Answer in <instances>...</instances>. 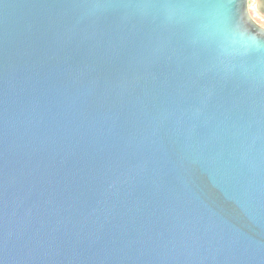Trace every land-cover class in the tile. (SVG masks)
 Returning <instances> with one entry per match:
<instances>
[{"label": "water", "instance_id": "water-1", "mask_svg": "<svg viewBox=\"0 0 264 264\" xmlns=\"http://www.w3.org/2000/svg\"><path fill=\"white\" fill-rule=\"evenodd\" d=\"M0 264H264L249 0H0Z\"/></svg>", "mask_w": 264, "mask_h": 264}, {"label": "rangeland", "instance_id": "rangeland-1", "mask_svg": "<svg viewBox=\"0 0 264 264\" xmlns=\"http://www.w3.org/2000/svg\"><path fill=\"white\" fill-rule=\"evenodd\" d=\"M250 2V12L253 17L264 26V18L262 17V12L260 13V6L264 9V1L261 2V5L258 4V0H249ZM264 12V10H262Z\"/></svg>", "mask_w": 264, "mask_h": 264}, {"label": "crops", "instance_id": "crops-1", "mask_svg": "<svg viewBox=\"0 0 264 264\" xmlns=\"http://www.w3.org/2000/svg\"><path fill=\"white\" fill-rule=\"evenodd\" d=\"M263 1L264 0H258V4L261 5V2H263ZM262 10H264V9H262V7L260 6V11L259 12L260 13L262 12L261 14H262V17L264 18V12Z\"/></svg>", "mask_w": 264, "mask_h": 264}]
</instances>
